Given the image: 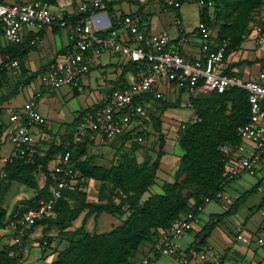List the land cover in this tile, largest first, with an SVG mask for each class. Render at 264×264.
<instances>
[{
    "label": "built area",
    "instance_id": "obj_1",
    "mask_svg": "<svg viewBox=\"0 0 264 264\" xmlns=\"http://www.w3.org/2000/svg\"><path fill=\"white\" fill-rule=\"evenodd\" d=\"M185 1L196 3L200 9H210L215 2L161 0L166 9H177ZM104 2L105 0H80L75 10L79 14L92 13L101 8ZM94 14H89L84 19H72L71 13L60 4H52V0H30L13 4L0 2V37L5 40L21 42L31 29L38 30L51 23L65 27L70 32L71 39L69 48L38 73L39 88L19 106L9 109L8 119L14 123L8 134L12 150L6 157L0 158L2 162L10 156L31 157L37 152L32 129L44 126L46 122L45 116L37 108V101L43 90L56 89L61 85L79 87L82 76L97 65L99 55L103 51H110L120 56L125 63L136 62L137 70L129 72L124 86L104 91L96 103L88 106L73 127V145L88 135L111 140L122 133H128L141 141L138 132L142 129V118L146 116L147 108L151 107L154 99L166 97L168 88L175 89L177 96L180 91L194 95L197 91L222 92L240 87L247 94L248 120L235 128L239 140L220 142L218 150L224 156L226 178H234L242 173H256L264 163V60L252 76L242 79L224 71L227 43L216 42L215 31L203 20H199L194 31L200 54L190 59L178 50V46L187 42L191 35L183 29L179 16H175L179 36L172 43L166 30L149 31L139 13L124 14L117 21L116 27L103 26L105 20ZM248 26L250 32L247 39L255 48L264 50V0H261ZM37 39V34H34L30 43ZM8 67L9 73L17 74L16 59H12ZM188 105L192 107L191 101H188ZM197 120L199 117L193 113L190 121ZM52 168L56 178L50 187L51 196L48 199H41L32 207L7 211L5 227L1 231L9 236L10 244L17 246V253L21 250L24 238L32 230L34 221L52 213L53 204L61 197L63 189L75 182L77 172L70 162L69 149L53 160ZM259 187L263 195L260 213L264 217V177L260 179ZM223 196V189L204 196L196 205L197 212L182 211L167 227L161 229L157 246L159 253L173 257L177 264H187L190 258H194L193 264H208L204 250H190L186 254H179L176 242L181 234L198 222V212L205 203ZM255 241H264V222L260 225ZM147 261V257L141 259V263L145 264Z\"/></svg>",
    "mask_w": 264,
    "mask_h": 264
},
{
    "label": "trees",
    "instance_id": "obj_2",
    "mask_svg": "<svg viewBox=\"0 0 264 264\" xmlns=\"http://www.w3.org/2000/svg\"><path fill=\"white\" fill-rule=\"evenodd\" d=\"M260 4L261 0H215L210 9L203 7L200 10L199 19L208 23L215 31V41L227 43L225 60L227 55L238 49L247 38L250 32L248 23ZM88 13L82 14L81 17L87 16ZM28 48L24 39L16 43L8 41V44L0 47V81L8 80L11 59L18 62L16 79L5 94H0V105L45 69L42 66L28 72L24 65ZM240 62L238 59L229 63L224 71L234 74L232 67ZM136 70V62H126L113 87L124 86L126 73ZM180 93L173 100L167 97L154 99L151 107L147 108L146 116L142 118L143 126L138 135L144 140L149 135H155L156 147L153 157L138 161L135 151L143 141L134 139L128 133H122L111 140L102 137L120 150L119 162L110 165L92 162L86 148L95 140V135L82 137L75 145L71 142L73 127L88 107L78 111L69 123V126L73 127L59 135V142L52 141L44 149L37 147V152L31 157H8L0 166V231L5 227L8 211L4 196L12 182L23 183L35 190L30 197L14 203L12 211L19 207H32L37 205L39 200L48 199L51 196L50 187L56 178L52 162L57 154H63L69 149L70 162L77 172L76 179L71 186L63 189L61 197L53 204L52 213L37 218L32 224V228H41V236L37 238L38 244L43 248L50 246L52 235L48 232L52 225H59L60 229L65 230L67 224L82 212L83 215L79 225L71 230L67 244L55 249V257L49 264H132L131 257L142 247H148L144 252L146 254L157 250L161 229L167 227L182 211L197 212L196 205L204 196L223 189L227 178L224 174V156L219 152L218 145L223 141H238L235 128L238 124L246 122L249 116L247 94L240 87L191 97L199 120L185 121L178 129L177 141L183 149V154L173 180L164 181L161 192H153L142 198L143 193L155 181L159 159L164 153L161 115L166 108L180 105ZM5 128L4 123L0 122V141ZM36 173L43 175L40 185ZM89 179L99 182L98 189L108 182L114 194H106L99 200H86L83 186ZM190 199L193 202H190ZM101 213L117 216L119 222L107 230H87V219L90 216L97 218ZM213 223L205 225L203 229L206 233ZM44 240L46 243H43ZM16 250V245L3 243L0 246V264H16L20 257ZM155 254L158 253L155 251Z\"/></svg>",
    "mask_w": 264,
    "mask_h": 264
},
{
    "label": "crops",
    "instance_id": "obj_3",
    "mask_svg": "<svg viewBox=\"0 0 264 264\" xmlns=\"http://www.w3.org/2000/svg\"><path fill=\"white\" fill-rule=\"evenodd\" d=\"M24 1L30 0H0V2L8 4L20 3ZM79 1L80 0H52V4L62 5L67 12L71 13L72 19H84L88 17L89 14L92 15V13H95V17H101V20H105H103V26L109 25L111 27H116L117 21L121 19L124 14L136 12L142 15L145 25L149 31L159 32L166 30L171 37L172 43H175L179 36V26L175 23V16H179L181 25L186 31L183 24L184 12L181 10L183 2L177 9H166L162 5L161 0L159 2V8H156L155 2L152 0H105L104 5L101 8H98L95 12H89L85 17H81L84 13L79 14L75 10V6ZM120 1L132 3L129 5V11L123 10L122 6H116L118 3L121 5ZM197 7L199 22V12L202 8L200 9L198 5ZM196 26L193 29H195ZM193 29L191 30V33L186 31V33L191 34L190 39L178 46L180 53L184 57L190 59L197 57L200 54L198 38L192 34V32H194ZM35 30L36 29H31L24 36V41H26V44L29 46L24 57V65L28 72L41 68L42 66L46 68L50 62L63 54V52L69 48L71 42L70 32L65 27L55 23L43 25L40 29ZM34 34H37V36L39 34L40 35L38 36L36 42L30 43V38ZM246 39L247 38L244 40ZM6 44H8V41L0 37V47L5 46ZM239 48L238 50L236 49L238 53L235 57L228 56L233 55L236 50L227 55L225 64L227 66L235 60H241V62L232 67V69L237 73H242V71L238 68L245 64V62L253 61L256 66L254 71L248 72L247 76L250 77L255 73V71L259 68L260 63L264 60V50L248 46L244 47L242 50H239ZM119 58L120 61L107 63L109 64L108 67L111 66L110 68L112 69V72L108 77L104 74V77H106L109 81V86L102 88L97 96L89 99L88 102L82 105L80 109H77L76 112H72L71 109L68 108L67 103L62 102V97H59L58 94L62 95L66 93L70 95L73 92L72 90L78 92L79 87L62 85L55 90H43L42 96L37 101V108L45 116V118H49L52 122L57 123L58 127L56 126L55 132H53L52 128H49L46 125L34 127L32 130L37 147L44 149L52 141L55 143L59 142V135L65 130L73 127L69 126V123L72 122L78 111L96 103L104 91L113 87L122 71L123 65L125 64L120 56ZM99 64L100 62L98 57L97 65L99 66ZM92 70L93 69L83 75L84 78L82 79V86H86L89 83L88 78L91 75ZM129 72L125 75L124 80L126 83ZM11 74V72L8 74L9 77L7 78V82H4V80L0 81V94H5L7 90L10 89L11 86L8 85L5 89L3 84L13 83L10 79ZM13 75L15 76V74H12V76ZM32 81L37 83L38 87L36 89H38L39 84L37 76ZM33 91L31 90V92ZM180 92V105L187 106L188 101H191L190 98L196 96L195 94L188 95L183 91ZM79 93L77 94L79 95ZM166 97L173 100L176 96L170 97L167 95ZM12 98L10 97L9 99L4 100L0 105V122L4 123L6 126L0 144L8 138L9 132L14 127V123H11L8 119L9 109L13 106L20 105V103H13ZM28 98L29 97L23 99L22 101ZM183 99H185V101H182ZM188 107L192 110L190 114L191 116L195 113L193 104L192 107L189 105ZM167 109L168 108L165 110ZM165 110L164 113L166 112ZM3 115L4 117H2ZM163 115L164 114L161 115V129L164 134V153L160 156L159 166L156 170V178L158 182L156 184L155 178L153 183L156 184L157 187V191L155 192L162 191L161 185L164 181L173 180L174 172L179 164L180 157L183 154V149L181 147V150L179 151L176 148V145H179L177 141L178 129L185 121H190V116L187 120H182ZM62 125L65 127L63 130H61ZM173 129L174 131L176 130L175 139H172ZM11 150L12 147L8 151V154ZM6 155L2 157H6ZM58 155L59 154H57L55 158H57ZM257 173L261 174L257 176ZM262 177H264V163L257 169L255 174L242 173L234 178H227L223 187L224 196L220 199L211 200L205 203L202 209L198 212V222L194 224L191 229L181 234L177 239L176 243L178 253L186 254L190 250H204L209 260L208 264H264V241L262 243H257L255 241L256 236L259 234L260 225L264 222V217L260 213L263 195L259 187V181ZM190 202H193V200L190 199ZM102 214L106 213H101L99 215ZM211 222L214 223L209 232L206 233L203 228ZM34 228H32L29 235L34 232ZM191 232L193 233L191 234ZM147 248L148 247L146 246L142 247V252L144 254L143 257L148 258L146 263L155 260L157 263L162 264L163 261H160L159 259H161L162 256L165 258L164 256L167 255L160 254L158 250H155L158 254H155V251L146 254L144 252ZM170 259L172 260V264H177L173 257H170ZM193 263L194 258H190L187 264Z\"/></svg>",
    "mask_w": 264,
    "mask_h": 264
},
{
    "label": "rangeland",
    "instance_id": "obj_4",
    "mask_svg": "<svg viewBox=\"0 0 264 264\" xmlns=\"http://www.w3.org/2000/svg\"><path fill=\"white\" fill-rule=\"evenodd\" d=\"M155 2L156 8H159V2L160 0H152ZM121 5L118 3L116 6H122V9L125 11H129V5H131V2H122L120 1ZM183 13V24L186 28V31H189L191 33V30L196 26L198 22V7L196 3L185 1L182 4L181 8ZM188 29V30H187ZM195 31V29H193ZM194 34V32H192ZM253 47L252 42L248 39L243 40V42L240 45L239 50L244 49V47ZM238 50V49H237ZM236 52L233 53V55H229L228 57H235ZM231 53V52H230ZM117 61H120V58L116 54H112L110 51H103L101 55L99 56V66H95L92 69L91 75L89 76V83L86 86H82V79L81 83L79 85L78 92L75 90H72V94H62L59 95V97H62V102L67 103L68 108L71 109L72 112H76L77 109H80L82 105L88 102L89 99L93 98L94 96H97V94L100 92L102 88H105L106 86H109V81L105 76H109L112 72L111 66L108 67L109 64L107 63H115ZM256 64L254 62H245L242 66H240L238 69L242 71V73H237L234 71V74L238 77H241L242 79L248 78L247 74L249 71H254ZM257 71V70H256ZM255 71V72H256ZM11 82H14L16 79V76H10ZM7 82V81H6ZM10 82V81H9ZM11 86L12 83H5L3 84L4 88ZM62 86V85H61ZM69 86V85H67ZM38 87L37 83L35 81H32L28 85L23 86L20 88V90L12 96V102L13 103H22L23 99L30 97L32 92L31 90H35ZM60 87V86H59ZM58 87V88H59ZM57 89V88H56ZM55 90V89H54ZM1 91V90H0ZM81 92V93H79ZM79 93V95L77 94ZM166 93L170 97H175L177 94V91L175 89L168 88L166 90ZM205 94L203 91H197L195 95H202ZM22 101V102H21ZM182 101H185L183 99ZM166 112L162 113L163 116L166 117H174L177 119L187 120L191 114V109L188 107V105H179L174 107H169ZM4 117V115L2 116ZM45 125L49 128H52L53 132L56 131V126L58 127V124L55 122H52L51 119L46 118ZM69 127V126H68ZM65 127L64 125L61 126V130H63ZM154 138L155 135H149L148 137L142 139L140 142V147L135 151V156L138 161H141L142 159L146 157H153L154 156V150H155V144H154ZM176 138V130H172V139ZM128 143V142H127ZM0 158L2 156H5L8 154V151L12 147V143L9 141L8 138H6L1 144H0ZM128 145V144H126ZM177 150H181L179 145H176ZM119 151L116 148V145L108 142L107 140L102 139L100 136L95 137V140L90 142L87 145L86 153L91 158V161L94 163L102 164V165H110L112 163H117L120 161L121 156L119 155ZM2 160L0 159V166L2 164ZM261 173H257V176H259ZM36 178L38 184H42L43 182V175L42 173H36ZM158 180L156 178V184ZM156 184H152L142 195V197L148 196V194L153 193L157 191ZM99 182L93 179H89L85 181L83 190L85 191L86 200H99L102 199V197L106 194H114V192H111L110 190V184L107 182L104 185L101 186L100 189H98ZM35 190L33 187L25 185L20 182H12L11 186L8 188V190L5 193L4 196V204L7 207V209H11L14 203H16L18 200L30 197L32 194H34ZM83 215V212L72 222L67 224L65 226V230L60 229L59 225H52L50 227V233L52 235V241L50 243V246H47L43 248L41 245L38 244L39 240H37L38 237L41 236V228L40 226H37L34 228V232L31 233L29 236H26L24 238L23 243L21 244V250L19 252L20 257L16 264H49L50 261L55 257V249L62 248L65 244H67L70 232L72 229L77 227L80 223V219ZM119 222V218L117 216L109 215L108 213L98 215V217L94 218L93 216H90L86 223L85 228L89 231H103L109 229L111 226ZM67 230V231H66ZM193 232H191L192 234ZM186 234V233H185ZM38 241V242H37ZM3 243L10 244V238L7 234H2V231H0V246ZM144 254L142 252V248L139 249L132 257L131 260L133 264H144L141 263V259L143 258ZM165 258L159 259L162 260V264H172V260L170 259L171 256H164ZM145 264H160L157 263L155 260L145 263Z\"/></svg>",
    "mask_w": 264,
    "mask_h": 264
}]
</instances>
